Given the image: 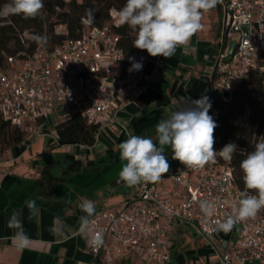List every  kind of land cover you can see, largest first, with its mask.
Here are the masks:
<instances>
[{
	"label": "built area",
	"instance_id": "obj_1",
	"mask_svg": "<svg viewBox=\"0 0 264 264\" xmlns=\"http://www.w3.org/2000/svg\"><path fill=\"white\" fill-rule=\"evenodd\" d=\"M223 6L221 49L207 92L233 93L247 83L251 70L264 75V0H223ZM118 10H110L103 26L84 18V30L77 38L70 37L66 24L58 23L55 33L64 36L61 42L41 43L31 53L6 56L0 67V113L25 132V141L47 135L51 122L61 140L58 127L77 117L97 127L93 145L78 140L81 150L98 145L104 129L132 134L122 114L151 89L154 78L146 68L159 59L137 48L125 51L115 29ZM25 37H30L29 32ZM232 41L238 46L226 62ZM134 62L142 68L130 71ZM243 189L233 162L219 155L216 163L200 169L180 165L157 183L137 185L121 204L95 212L85 229L90 232L89 249L103 264L132 257L142 264H168L172 229L184 226L216 248L218 264H264V210L238 221L227 234L214 230L234 214ZM202 201L211 206L207 213L201 209Z\"/></svg>",
	"mask_w": 264,
	"mask_h": 264
},
{
	"label": "crops",
	"instance_id": "obj_2",
	"mask_svg": "<svg viewBox=\"0 0 264 264\" xmlns=\"http://www.w3.org/2000/svg\"><path fill=\"white\" fill-rule=\"evenodd\" d=\"M224 19L222 0L203 16V28L185 46L187 51L178 48L171 58L157 56V62L147 65V73L154 78L151 89L122 114L132 134L135 118L158 110H163L167 118L171 111L182 107L181 89L192 77H204L208 86L221 49ZM51 125L53 122L46 126L47 135L26 140L0 157V264H103L89 249L90 232L81 230L79 218L85 213L79 205L84 199L91 200L97 212L133 195L137 185L127 187L119 182L122 161L119 156L111 158L119 154L118 145L127 135L104 129L98 145L81 150L78 141L58 140ZM170 153L167 148L164 155ZM67 156L81 162L80 171L64 173L71 162ZM28 199H36L40 207L39 215L32 219H28L25 206ZM21 209L23 228L31 240L23 249L13 244L15 229L8 227L12 214ZM53 227L55 232L51 231ZM171 253L168 264H218L216 248L184 226L172 229ZM118 264L142 263L140 258L132 257Z\"/></svg>",
	"mask_w": 264,
	"mask_h": 264
},
{
	"label": "clouds",
	"instance_id": "obj_3",
	"mask_svg": "<svg viewBox=\"0 0 264 264\" xmlns=\"http://www.w3.org/2000/svg\"><path fill=\"white\" fill-rule=\"evenodd\" d=\"M220 3L222 0H126L117 17L119 26L127 25L136 34L134 47L146 50L151 57L168 59L176 54L178 48L187 51L185 46L203 28V16ZM43 8V0H8L0 9V16L21 15L25 19H35ZM87 14L90 17L87 22L91 23L94 19L91 9ZM33 39L40 42L44 38L35 35ZM129 60L134 58L129 57ZM141 68V63L134 62L130 71ZM180 100L183 106L171 111L155 126V141L150 136L129 134L119 143V158L122 161L119 182L127 187L159 182L170 170L164 155L167 148L171 149L172 159L188 169L214 164L218 155L228 162L232 161L238 149L234 142L227 143L220 151L214 149V132L218 125L209 115L212 107L210 98L202 95L196 100L191 97H181ZM253 149L240 162L244 189L240 192L238 206L234 214L227 215L214 230L227 234L238 221L254 218L264 210V139L258 140ZM25 206L28 219L39 215L40 207L36 199L26 200ZM200 206L206 213L211 207L207 201H202ZM79 207L85 213L79 218L83 231L90 224L96 207L88 199H84ZM22 214L23 209L16 211L8 221V227L15 229L11 240L20 249L31 243L23 228ZM51 231L55 232V227ZM96 241L102 243V236L98 234Z\"/></svg>",
	"mask_w": 264,
	"mask_h": 264
},
{
	"label": "trees",
	"instance_id": "obj_4",
	"mask_svg": "<svg viewBox=\"0 0 264 264\" xmlns=\"http://www.w3.org/2000/svg\"><path fill=\"white\" fill-rule=\"evenodd\" d=\"M7 2L8 0H0V9ZM43 3L44 8L35 19H25L21 15L6 18L0 16V67L5 64L8 55L31 53L41 43L54 45L61 42L64 36L55 33V26L58 23L67 25L70 37H79L85 26L83 19L90 18L87 14L89 9L94 15L91 24L103 26L110 19V10L122 8L126 0H43ZM54 16L57 21L51 23L50 20ZM115 29L120 35V44L126 52L136 48L133 46L136 34L127 25ZM25 32H29V38L25 37ZM35 35L44 39L37 42L33 39ZM12 42L15 43V48L10 47ZM185 86V89H181L182 97H191L196 100L202 95H206L210 98L212 107L209 110V115L215 119L218 125L214 132V149H221L229 142H234L238 146L232 162L238 182L240 186L244 187L240 162L248 152L254 150L253 146L258 141L264 124V75L256 70H251L247 83L233 93L207 92V81L204 77H192ZM164 118L163 110H158L153 115L144 114L135 118L132 121L135 135L150 136L155 141V126ZM96 130V126L88 125L81 117H77L74 121L59 126L57 132L62 141L81 140L88 145H93ZM25 139V132L12 126L0 113V157L11 148L22 144ZM118 156L119 154H115L111 158L114 160ZM67 157L71 162L65 168L64 173L69 175L80 171L81 162L74 160L72 156ZM167 159L170 170L164 177L173 168L184 166L179 161L172 159V152Z\"/></svg>",
	"mask_w": 264,
	"mask_h": 264
},
{
	"label": "water",
	"instance_id": "obj_5",
	"mask_svg": "<svg viewBox=\"0 0 264 264\" xmlns=\"http://www.w3.org/2000/svg\"><path fill=\"white\" fill-rule=\"evenodd\" d=\"M237 46H238V43L236 41H232L231 42L229 53H228V55H227V57L225 59L226 62H228L233 57Z\"/></svg>",
	"mask_w": 264,
	"mask_h": 264
},
{
	"label": "rangeland",
	"instance_id": "obj_6",
	"mask_svg": "<svg viewBox=\"0 0 264 264\" xmlns=\"http://www.w3.org/2000/svg\"><path fill=\"white\" fill-rule=\"evenodd\" d=\"M56 21H57V19H56L55 16L52 17L51 20H50L51 23H52V22H56ZM219 27H220V26H218V28H219ZM223 27H224V23H223ZM10 47H11V48H15V43H14V42L10 43ZM51 127H54V126L51 125Z\"/></svg>",
	"mask_w": 264,
	"mask_h": 264
}]
</instances>
